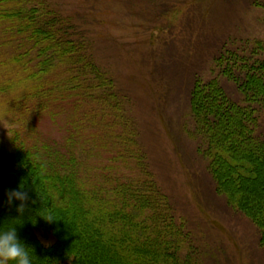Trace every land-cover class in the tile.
Returning <instances> with one entry per match:
<instances>
[{"label": "rangeland", "instance_id": "obj_1", "mask_svg": "<svg viewBox=\"0 0 264 264\" xmlns=\"http://www.w3.org/2000/svg\"><path fill=\"white\" fill-rule=\"evenodd\" d=\"M54 2H58L57 8L60 6L65 14L73 16L74 28L78 30L73 38L79 43V53H87L99 69L96 68L97 72L91 69L89 84L83 83L87 75L81 71L80 76L76 75L78 72L73 70L74 80L68 88L63 87L66 77L48 73L45 78L48 80L41 84V89L56 87L60 98L42 99V93L38 91L31 94L28 103L35 106L42 99L39 106H44L41 109H34L29 104L25 107L21 101L18 102L21 106L16 103L19 107L8 109L16 93L29 94L27 86L29 90L34 83L28 81L17 85L20 73H14V66L9 63L14 50L4 49L0 44V142H5L13 130L19 133L26 146L45 147L40 159L25 161L23 166L1 162L0 227L17 225L19 237L33 248L35 264H53L50 252L59 239L60 242L68 240L65 230L72 224L77 230L76 235L83 238L84 243L80 244L88 243L87 237L93 235L80 219L75 217L77 223L69 220L68 216L75 214L76 209L88 213L86 220L92 221L89 224L93 223L103 238L108 237L111 241L119 235L110 224L100 229L97 220L100 213L103 218L112 212L117 203L126 206L124 200L121 202V193L115 196L113 185L119 186L129 180L133 184L124 189L130 190L135 185L143 189L145 199L140 200L142 210L138 218L144 221L146 214L152 222L168 206L175 224L168 220V224L158 223L162 228L152 230L148 229L151 224L146 223L145 228L149 231L142 228L144 238H138L139 246L131 251L121 250L123 263L147 264L144 257L153 242L165 239L171 244L178 243V264H264V243L260 239L261 232L264 233V217L255 220L257 224L250 219L255 217L254 214H264V208L257 213L255 209L251 212L241 207L246 215L229 204L223 189L230 188L232 194H242V187L231 186L227 177L223 181L225 174L220 177L215 170L214 174L211 172V167L217 164L218 148L213 142L207 148L206 138L197 128L190 104L195 79H201V88L206 86L204 82H211L210 87L224 88L225 93L219 95L218 102L222 107L216 105L205 115L218 117L225 113L224 116H228V109L231 114L227 118H233V124L242 128L240 134L248 138L242 141L236 138L237 133L232 131L236 125L231 127L230 120L224 119L219 129L231 132L230 136H233L227 140L230 139L234 146V150L221 147L224 154L235 161L245 153L264 151V78L262 75L256 78L260 87L256 95H242L244 86L235 84L236 80L231 78L230 62L239 60L243 64L244 61L239 57L237 61L219 57L224 53L229 55L227 50L247 56L256 46L255 42L261 41L262 52L256 53L255 59L264 62V7L258 5L264 0ZM159 6H164V11H159ZM82 61L86 62L85 59ZM92 66L89 64L87 68ZM225 71L231 73L224 75ZM9 80L15 82V88V85H7ZM233 101L239 104H233ZM46 102L48 106H45ZM230 103L233 112L227 108ZM239 108H242L241 115H237ZM201 121H204L202 115ZM209 129L210 132L212 128ZM120 135L122 138H117ZM74 139L75 144H72ZM68 154L70 157L65 159L63 156ZM37 168L39 172H36ZM234 173L235 169L231 167L230 174ZM75 174L78 175L76 181ZM39 177L44 186H50L47 190L53 199H68L62 194L63 186L66 190L74 185L76 188L82 186L96 195L95 198L99 196L101 202L98 205L101 206L92 208L96 202L88 199L90 193L87 198L82 195L81 200L84 198L83 203L89 202L92 207L78 205L70 198L69 202L63 200L54 207L53 230L47 229L49 223L44 224L39 213L47 208L43 207L41 197L35 191L40 186ZM258 178L263 185L258 188L263 195H259L264 196V170ZM107 179L114 184L109 185L111 182L108 184L107 181L108 186H103L101 192L96 190ZM230 181H238L236 175ZM21 185L30 197L22 216L17 211L20 202L9 205L5 195L7 190L18 189ZM261 200L264 202L263 198ZM149 202H152L150 209ZM109 204L113 208L107 212ZM149 237H152L150 241ZM104 243L112 253L114 247ZM165 245L161 242L159 247L165 249ZM136 250L138 256H133Z\"/></svg>", "mask_w": 264, "mask_h": 264}, {"label": "trees", "instance_id": "obj_2", "mask_svg": "<svg viewBox=\"0 0 264 264\" xmlns=\"http://www.w3.org/2000/svg\"><path fill=\"white\" fill-rule=\"evenodd\" d=\"M54 1L55 0H0V44L4 49L10 48L14 50V52L12 51L13 53L10 55L9 63L14 66V73L16 72L20 73V78L16 82L17 85H20L21 83L23 85L28 81H33L34 83V86L30 87L29 90L27 86V91L29 92V94L21 95L22 91H18L16 93L17 95L12 99L13 102H11V106L8 109H13V108L15 109L19 107L15 105L16 103L21 106V104L18 103L19 101H21V103L25 107L28 106L27 104L33 107L34 105H32V103H28V101L30 100L31 94L35 95L37 94L38 91L42 93L40 94V97L42 99L43 98L55 99L54 96L60 98L57 91L58 89H56V87H54V89L51 88L49 90L47 88L41 89V87H43L46 80H48L45 79L48 73H51L50 76H52V74H58L59 78L66 77L63 87L68 88L71 81L74 80L75 75H73L72 73L73 70L78 72V73L76 72L77 73L76 75L80 76V71L81 73H83V75H87L86 77H84L85 79L83 80V83L89 84V82H91L89 80V76L91 75V73H93L92 71L97 72V69H99L97 65L94 64V62L91 60L90 56L87 53L85 52L81 54L79 53L80 52L79 50L80 48L78 45L79 43L76 41V39L73 38L74 33H78V30L74 28L73 16H71L70 14H65L61 10L60 6L57 8L59 4L58 2H54ZM256 2L257 1H255V4H257ZM258 5L264 7V3H260ZM158 8L159 11L160 10L164 11L165 9L164 6H159ZM255 43L256 46H254L252 49L249 50L250 54L247 56H243L242 54L240 55L237 52H231L229 50H227V53H229V55H226V53H224V54H220L219 56L220 59L222 60L233 59V61H237L238 60L237 57H239L244 61L243 64L239 63V60L233 63L230 62L233 72L231 73L225 71L224 75L226 72L228 74L231 73V78L232 79L234 78L236 80L235 84H238L239 86L240 85L244 86L243 88H241L242 89L241 92L242 95L244 94L245 96L247 93L256 95L260 89V87L257 84L258 82L256 78H258L260 75H262V77L264 78V62H262L263 61L262 59L261 61L258 60V58L255 59V54L256 53L259 54L260 52H262L261 48L263 46L261 44L263 43L261 41H257ZM83 59H85L86 62L82 61ZM89 64H93L92 66L93 68H87ZM248 68H250V71L247 70ZM79 76L75 77V79H77ZM102 76L106 77V75H102ZM253 77L255 78V80L253 79ZM200 81H201L200 78L195 79V82L192 86V90L190 93V104L195 114L194 118L197 122V128L200 129L201 134L204 135L206 138L207 148H209V144H211L212 142L215 143L216 147L218 148V153L216 151L217 149L214 150V153L215 152L217 153L215 155L217 158V164L214 166V168L211 167V172L213 174L216 172L220 177H222L223 174H225V178H223V181L228 179L229 182L227 183H230L231 186L234 187L235 185L237 187H242L243 190L240 189L241 191L240 193L242 194H232L231 191L229 190L230 188L229 189L222 188L223 190L226 191L225 194L228 198L229 204L232 207H235L244 214H246V211H243L241 207H244L246 210L248 209V211L251 212H253L252 209H255L257 210L258 213V211L261 208H264V202L261 200V198L264 199V196H262L263 193L260 191V189H258L259 186H263L259 181L258 177L260 171L264 170V151L261 152L257 151L255 153H251L250 155L248 153H245L244 157L235 161L234 159H230L229 155L224 154V148L221 149V147H226V149L230 148L231 150H234V146L232 145L230 139L229 142L227 140L231 132L227 131L228 129L221 131V129H219L220 128L219 126L220 124L223 125L224 119L227 122V120L229 119L227 117L231 113L228 112V109H227L228 116H224L225 113L223 115L221 114V116L218 117H216L215 115L213 116L205 115V113L208 110L213 111L214 110L213 108L216 105L222 107V105L218 103L219 95L224 94L225 90H223L224 88L221 87H210L211 82H204L206 86L203 85V88H201V86L199 87ZM112 83L113 82L111 81L109 85L111 89L113 87ZM9 84H12L13 86L15 85V82L9 80L7 82V85L9 86ZM57 84L58 83H56L55 86H58ZM102 84L103 83H101L100 85ZM15 87L16 85L13 86V88ZM258 87L259 89H257ZM111 89L109 90L111 91ZM0 90H2V88H0ZM3 91H5V88L3 89ZM42 99H40L36 103V105L34 106L35 108L33 107L34 109H41L44 106V105L39 106V103H41ZM236 103L237 105L239 104L238 101H235L233 104ZM48 104L49 103L46 102L45 106H48ZM233 104L230 103L228 104L227 107L229 109L231 108V112H233V107H232ZM37 106H39V108H37ZM241 109L239 108L237 115L238 114L241 115L242 112ZM201 115L204 121H201ZM231 119H229L230 126L232 125L231 127H233L235 123L233 124ZM235 125L236 127L232 131H234V134L237 133L236 138L241 139V141L243 138L244 140L248 139L246 136L240 134V130L242 129L240 125L238 124ZM209 127L212 128L210 132H209L210 130ZM214 128L217 130L215 131ZM238 135L242 137H239ZM232 136H230L229 138H232ZM117 138H122V136L120 135ZM72 144H75V139L72 141ZM40 148L38 149L37 146H30V147L26 146L25 141L20 137L19 133L17 131L12 130L10 136L5 140V142H0V164L1 162H9V163H16L18 166L21 165L23 166L25 164V161L30 162L31 160L34 159L35 160H37L38 158L40 159V155L43 154L41 150L44 151L45 147L42 146V148L41 149ZM208 152L209 151H207V153ZM63 157L69 158L70 155L68 154V156H63ZM231 167L235 169V173L233 175L230 174ZM27 168L31 170V168L29 167ZM65 169L67 168L65 167ZM214 170L215 172H213ZM36 172H39V169ZM72 173H74V171ZM78 175L75 174L74 177L75 181L76 179H78ZM235 175L238 181L236 182L230 181V179L233 178ZM39 181H40L39 182L40 186H37L35 191H37L38 195L41 197V201L40 200L39 201L42 203L43 207L47 208L46 209L47 211L44 210L39 211V213L42 215L43 223L44 224L46 222L49 223L48 224L49 228L47 227V229L53 230V221L49 222L45 218H49V217L54 218L55 216L54 213L56 212L54 210L55 209L54 207L57 203H60L63 200L69 202V198H70L71 202L76 201L78 205L89 207L90 203L89 202L86 204L83 203L84 198L82 201L81 196L84 195L85 198H87L88 193H90V197L88 199L91 198L92 201L96 202L95 205H93V207L92 206L90 207L99 209L101 206L98 205V203L101 202V200H99V196L97 195V197L95 198L96 195L93 196L89 190L84 189L82 186L79 187L77 186L76 188L74 185L69 187V190H66V186H63L62 194H64V196L67 195L68 199L67 200L66 198L65 199L60 198L59 200L53 199L52 195L50 194V191L47 190L49 189L50 186H47L46 184L44 186L43 181L41 180L40 177H39ZM107 181L108 184L109 182H111V180L109 179L102 181L101 183L102 186L100 187V189H96V190H100L99 192H101V190H103V186H108ZM223 181L221 180L222 183ZM113 184L114 183L112 181L109 185H113ZM131 184H133L132 181L129 182V180L126 181L124 180V182L119 186H116L115 184L113 185L115 196L116 195L119 196V194L121 193L120 195L122 200L121 202L123 203L124 200L127 204L126 206H123L122 204L119 205L120 203L116 202L117 205L114 208L112 207L113 206L112 204H109L107 206V212L110 211L111 207L113 208L112 212H108L106 216L103 218L101 217V213H100L97 220V226L100 229L104 228L105 225L110 224V226L113 227L114 230H118L117 234L119 235L113 237L111 241H109L108 237L103 238L102 236L103 234L98 232L99 231L98 228L93 226L94 225L93 223L89 224V222L92 221L88 222L86 220L87 217L86 214L88 213L85 210H83L84 211L83 213V211L76 209L75 214L71 213L68 216L69 220H71V222L73 223H77L76 218L80 219L82 223L84 222V227L87 230L91 229L93 231L92 232L93 235L90 236V238L87 237L88 243H86L85 245L80 244V243H84L83 238L76 235L77 230L74 224H72L70 229L68 228L65 230L68 233V240L64 239L60 242L59 239L56 247L53 248V250L50 252L51 253V255L49 256V258L51 257L50 261H52L53 264H101V263L132 264V263H123L124 257L121 255L123 253L122 251L125 250L131 251L133 248L134 250L136 249L135 246L138 245L139 243L138 238L139 239L140 237L144 238L143 230L147 229L145 228L146 223H150L152 226L149 227L148 229L157 228V227L162 228V225L158 223L168 224L167 223L168 220L171 221L172 225L175 224V222L171 220L172 219L171 213L168 212L169 210L168 206L164 207L162 213H159V217L157 216L158 218L156 217L155 219L153 218L152 222L148 219L146 214L144 215V221H142L141 218H138L137 215L139 214L140 210H142L140 206V202H141L140 200H144L145 198L142 187L136 186L135 183H134L135 186L131 187L130 190L124 189V186H130ZM97 186H99V184H97ZM244 190H246L245 193L243 192ZM259 194L262 195L260 196ZM239 200L242 202H240ZM155 204L153 203V205ZM151 205L152 202L151 203L149 202V209L151 208L150 207ZM153 210L156 211L155 208ZM254 216H255L253 217L254 219L252 217L250 219L254 223H256L255 220L258 221L261 217H264V214L263 213H259L258 215L254 214ZM105 218H106V222L104 223ZM150 224H147V226H150ZM120 228L123 229V231H121ZM261 229H263V227H261ZM84 231L82 230L83 233H85ZM122 232H126L127 234L125 235ZM261 233L262 235L260 239L261 242L263 241L264 243V233L263 232ZM151 239L152 237H149V241ZM104 241L114 247L112 253H109L108 250L109 247L107 246V244L104 243ZM161 242H164L166 244L165 249L159 247ZM161 242L160 241L155 243L153 242L152 244L153 247L148 250V255L146 254L147 256L144 257V259H147L148 261L147 264H164V263L167 264L171 262L172 264H178L179 262L178 259L176 258L177 257L176 249H178V243L171 244L165 239L164 241ZM132 255L138 256L137 250L135 251V253L133 252ZM106 257L107 259L108 257L110 259L108 261H104L103 259L106 260ZM128 259L131 260L132 262L131 256H129ZM187 264H192V263H187Z\"/></svg>", "mask_w": 264, "mask_h": 264}, {"label": "clouds", "instance_id": "obj_3", "mask_svg": "<svg viewBox=\"0 0 264 264\" xmlns=\"http://www.w3.org/2000/svg\"><path fill=\"white\" fill-rule=\"evenodd\" d=\"M5 195L9 205H12L14 201L20 202L17 211L22 216L30 199L24 186L21 185L18 189H9ZM45 219L51 222L54 218ZM0 264H35L33 248L19 237L17 225L7 228L0 227Z\"/></svg>", "mask_w": 264, "mask_h": 264}]
</instances>
